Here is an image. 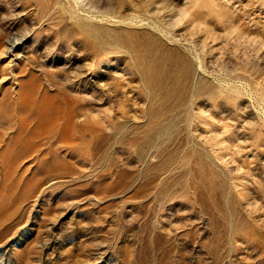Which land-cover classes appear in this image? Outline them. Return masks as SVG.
I'll use <instances>...</instances> for the list:
<instances>
[{
	"label": "rangeland",
	"instance_id": "rangeland-1",
	"mask_svg": "<svg viewBox=\"0 0 264 264\" xmlns=\"http://www.w3.org/2000/svg\"><path fill=\"white\" fill-rule=\"evenodd\" d=\"M0 264H264V0H0Z\"/></svg>",
	"mask_w": 264,
	"mask_h": 264
},
{
	"label": "bare ground",
	"instance_id": "bare-ground-1",
	"mask_svg": "<svg viewBox=\"0 0 264 264\" xmlns=\"http://www.w3.org/2000/svg\"><path fill=\"white\" fill-rule=\"evenodd\" d=\"M12 45V44H11ZM74 117V114H73V112H69L68 114H67V121H68V123H71V121H72V118Z\"/></svg>",
	"mask_w": 264,
	"mask_h": 264
}]
</instances>
